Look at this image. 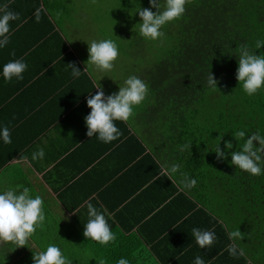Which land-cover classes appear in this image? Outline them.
<instances>
[{
	"label": "crops",
	"instance_id": "0c3cea01",
	"mask_svg": "<svg viewBox=\"0 0 264 264\" xmlns=\"http://www.w3.org/2000/svg\"><path fill=\"white\" fill-rule=\"evenodd\" d=\"M53 1L0 0V6L20 13L10 21L8 45L0 48V130L7 126L12 140L5 144L0 136V193L27 187L33 198L42 197L46 216L25 246L0 243V264H34V253L48 244L72 264H99V257L107 264L122 257L129 264H194L196 256L205 264H252L245 244L226 238L234 229L219 204L207 207L202 191L183 186L187 171L179 169L171 178L162 174L172 164L182 167L170 147V113H149L152 103L146 102L127 122H115L119 139L104 143L87 135V99L99 84L111 94L70 32L74 0ZM16 59L28 65L23 79L6 81L3 66ZM68 64L81 70L79 77ZM38 149L45 156L33 160ZM88 202L105 214L114 242L105 246L84 236ZM194 227L215 232L211 248H200ZM232 243L245 259L230 256Z\"/></svg>",
	"mask_w": 264,
	"mask_h": 264
},
{
	"label": "trees",
	"instance_id": "16d2710c",
	"mask_svg": "<svg viewBox=\"0 0 264 264\" xmlns=\"http://www.w3.org/2000/svg\"><path fill=\"white\" fill-rule=\"evenodd\" d=\"M59 1L65 2H53ZM122 5L158 10L150 0H122ZM185 7L179 19L165 25L173 40L166 56L154 64L155 112L171 114L170 147L180 169L197 181L193 192L202 191L207 207L211 201L219 204L223 218L244 233L237 242L245 244L246 257L252 264H264V174L236 168L230 155L244 142L235 138L236 131L264 135V87L249 96L236 78L240 45L264 54V47L256 48L257 41H264V0H190ZM210 73L216 88L207 84ZM219 143L227 159H217L213 150ZM185 144L191 147L180 151Z\"/></svg>",
	"mask_w": 264,
	"mask_h": 264
},
{
	"label": "clouds",
	"instance_id": "9594fccd",
	"mask_svg": "<svg viewBox=\"0 0 264 264\" xmlns=\"http://www.w3.org/2000/svg\"><path fill=\"white\" fill-rule=\"evenodd\" d=\"M190 0H150L152 8H157L153 12L151 8H140L138 10L142 22L139 23V34L145 39L157 40L164 36L161 31L167 23L179 19L186 10V4ZM95 3V0H93ZM20 13L8 9V5L0 6V48L9 43L10 21L18 20ZM35 19L40 22L41 9L35 12ZM88 42V41H87ZM89 44V59L87 65H95L101 71H111L114 68V61L118 58V45L113 39L92 40ZM264 47V41H257L256 48ZM15 56V52L12 53ZM72 69V75L79 77L81 70L75 64H68ZM28 65L21 59L11 60L3 66V77L6 81H11L14 77L23 79V73ZM236 78L240 82L243 91L249 96L254 95L264 87V54L257 55L251 51L247 45H240L238 49V68ZM207 84L211 88L217 87V80L212 73L207 78ZM99 91L95 95H90L87 105L91 112L85 117L87 125V135L98 139L104 143H111L119 139L122 135L116 125V121L127 122L134 115V107L139 106L146 98L148 85L138 76L131 75L120 85L119 91L111 95H105L103 87L96 86ZM0 136L5 144L12 142L10 130L4 126L0 130ZM235 138L240 142L239 150L232 151L231 164L236 168L248 172L251 175L259 176L264 174V135L259 132L246 136L245 131L240 130L234 133ZM254 141L259 142V147ZM190 144L180 146V151L190 148ZM228 149L233 148L231 141L226 142ZM217 154V159H227L226 153L220 148V143L213 150ZM45 156L43 149L33 152V160H42ZM180 165L172 164L167 170L162 172L171 178L179 172ZM181 183L186 188H192L197 181L187 174H181ZM44 201L41 196L34 198L30 195L29 188L25 187L22 192L17 193L9 189L0 193V243L11 242L17 247L26 245L27 240L35 234L38 228L44 226L46 216L43 210ZM88 221L84 227V236L91 241L101 245H108L116 240V234L112 231L105 214L98 210L92 203H87ZM192 235L200 248H211L217 237L215 232L192 228ZM230 240L244 239V233L237 228L228 233ZM227 251L230 256H244L242 248H238L235 243L228 245ZM34 264H72V260L63 255L61 249L55 244H48L46 249L34 253ZM99 264H107L103 257L97 258ZM116 264H129L126 258H120ZM194 264H205L201 256H196Z\"/></svg>",
	"mask_w": 264,
	"mask_h": 264
},
{
	"label": "rangeland",
	"instance_id": "374dc122",
	"mask_svg": "<svg viewBox=\"0 0 264 264\" xmlns=\"http://www.w3.org/2000/svg\"><path fill=\"white\" fill-rule=\"evenodd\" d=\"M163 2L164 0L161 1L162 4ZM74 5L75 27L69 29L88 59V42L92 40L113 39L118 45L119 55L111 71H101L95 65H90L98 78L108 86L109 93L118 92L120 85L123 86L129 76L136 75L148 85V92L144 101L135 107L144 109L148 102L152 103V113L157 111L156 89L152 83L154 64L167 54L173 40L172 38L170 41L169 38L170 28L162 27V38L145 39L139 34V23L142 20L138 10L125 8L122 0H95V3L93 0H74ZM172 125L170 123L168 129Z\"/></svg>",
	"mask_w": 264,
	"mask_h": 264
}]
</instances>
